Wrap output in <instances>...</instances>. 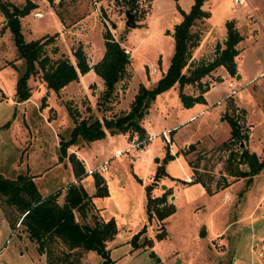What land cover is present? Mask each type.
<instances>
[{"label":"rangeland","instance_id":"obj_1","mask_svg":"<svg viewBox=\"0 0 264 264\" xmlns=\"http://www.w3.org/2000/svg\"><path fill=\"white\" fill-rule=\"evenodd\" d=\"M11 1L21 5L24 0ZM45 1L49 8L37 4L39 10L34 11V6L28 15L20 18L26 40L52 35L51 41L44 45L45 52L52 57L66 53L72 60L71 49L79 43L87 50V59L92 60L103 50L102 33L108 30L114 38H122L124 48L130 51L128 74L120 81L122 87L111 100L113 104L96 103L103 88L96 80L86 83L79 79L57 93L48 91V96L43 95L48 89L44 86L40 92L36 88L43 83L39 73L27 78V84L32 87L29 96L15 101L14 83L24 70V62L17 55L0 12V173L8 178L17 173L33 174L40 194L56 189L61 194L75 177L67 157L74 152L84 163L80 183L91 193L93 174L85 170L97 167L107 158L106 172H97L106 180L107 193L94 195L92 199L103 219L112 217L117 228L113 238L105 242L108 264H264V168L248 183L245 177L233 179L226 174L225 156L239 146L221 141L229 134L228 111L220 113L222 102H215L228 94L238 99L246 110V122L252 131L249 146L260 153L264 138V75L257 73L264 71V0H251L255 12L246 4L247 0L239 5L231 0L203 1L202 7L210 14L193 26L200 35L191 49L192 59L213 56L216 45H222L223 22L232 18L238 31L248 35L241 42L242 57L238 59L242 75L238 78L222 74L216 68L202 79L209 86L213 84L207 101L187 107L180 104L175 85V89L169 87L156 94L146 115L147 131L160 132L162 127L170 126L174 141L172 130L167 133L168 141L161 134L152 139L136 137L132 141H141L140 145L149 139L144 158L135 146L116 157L111 155L114 149L130 144L123 135L105 134L90 141L78 137L66 147V155L61 159L58 140L68 138L73 125L68 108L76 119L109 117L124 111L138 84L152 85L165 70L173 49L169 35L173 13L187 10L192 0H139L134 13L136 27L131 28L123 24L124 10L128 7L121 0H65L60 7L55 4L58 0ZM56 10L61 12L67 27L60 34L57 31L61 20ZM34 12L41 14L36 16ZM87 12L89 15L74 25L76 18ZM252 75L256 78L248 80ZM219 76L221 79L217 80ZM228 81L232 83L230 86ZM183 90L189 94L200 92L196 84L185 85ZM41 96H44L43 104ZM229 106L230 113L240 119L241 110H235L231 102ZM200 109L204 110L197 113ZM183 140L192 145L182 144ZM165 147L174 156L163 162L165 174L156 180L151 192L160 195L167 189L170 194L166 202L171 203L172 211L159 222L146 218L143 187L151 182ZM189 175L192 177L186 179ZM195 176L214 191H207ZM225 178L238 180L223 186ZM111 188L115 189L114 193ZM1 206L0 264H46L45 253L38 251L23 225L18 224L14 230L9 227L5 217L7 206ZM159 229L162 235H156ZM67 260L73 264H102L103 258L93 249L74 248Z\"/></svg>","mask_w":264,"mask_h":264},{"label":"trees","instance_id":"obj_2","mask_svg":"<svg viewBox=\"0 0 264 264\" xmlns=\"http://www.w3.org/2000/svg\"><path fill=\"white\" fill-rule=\"evenodd\" d=\"M64 1L58 0L55 4L60 7ZM138 1L121 0V3L132 8L135 13ZM203 1L192 0L186 11L179 10L180 19L172 26L173 49L165 70L152 85L138 84L127 109L109 117L76 119L68 108L73 125L68 138L58 140L59 159L66 155V147L78 137L90 141L101 138L106 133H127L130 136L135 132L137 138L141 140L144 137V128L140 121L156 94L175 85L181 105L187 107L194 102L203 101L202 92L208 85L202 78L215 68L223 66L230 75L235 74L234 56L237 53L235 45L241 35L232 20L224 22L225 39L222 40L221 46L216 45L212 57L197 61L191 57V49L197 45L200 35L193 26L199 19L208 16V12L202 8ZM34 6L33 0H24L21 5L11 0H0V12L4 17L3 25L9 29L17 55L24 62V70L14 83V100L22 101L29 96L30 86L27 84V78L30 75L39 73L45 88L57 93L68 82L77 80L79 74L92 68L102 79L103 85L96 103L109 104L117 93V85L122 87L120 81L128 74L127 65L130 56L121 43L122 38H114L108 30H104L102 55L91 66L79 43L71 49L73 61L66 53L52 57L44 49V45L51 41L52 35H41L28 40L23 37L20 18ZM55 12L63 23L61 12L59 10ZM188 84H196L200 92L195 95L186 93L183 88ZM43 97L41 96V104ZM226 119L230 126V135L224 141L230 145L235 143L239 145L246 137L245 132L241 130L239 119L233 114H227ZM67 157L75 180L67 183L61 194L56 189L42 196L35 186L32 175L28 173H17L13 178L5 177L0 173L1 207L7 206L5 217L9 227L14 229L18 224L23 225L28 238L36 243L38 251L45 253L46 264H73L71 260H67V256L74 248L93 249L102 256V264H108L105 242L113 238L117 229L116 224L112 217L103 220L91 201L92 196H102L107 193L105 180L98 173L93 172L94 191L88 194L79 181L84 173L81 162L74 153H69ZM171 157L173 155L165 147L162 162L156 166L151 182L143 187L144 209L148 220L155 218L162 222L163 218L172 211L171 203L166 202V197L170 194L167 189L160 195L151 192L156 180L165 174L163 162ZM225 160V172L234 177H245L248 183L252 176L264 167V145L260 157L240 146L236 151L229 150ZM194 179L202 183L207 191H214L199 177L195 176ZM227 184L225 178L223 186ZM162 226L160 223L159 227ZM160 229L156 235L163 234ZM139 232L140 230L135 234Z\"/></svg>","mask_w":264,"mask_h":264},{"label":"crops","instance_id":"obj_3","mask_svg":"<svg viewBox=\"0 0 264 264\" xmlns=\"http://www.w3.org/2000/svg\"><path fill=\"white\" fill-rule=\"evenodd\" d=\"M150 0H148V2H149ZM247 3V5H249V8L251 9V11L252 12H255V10H256V8H255V6H254V3L251 1V0H247L246 1ZM34 3L36 4L35 5V7H34V11L35 10H39V8L37 7L38 5L37 4H40L41 5V7H46V8H49L47 5V2L45 1V0H41L40 1V3H37L36 1H34ZM98 3V2H97ZM192 3V2H191ZM190 3V4H191ZM244 3H245V1H244ZM244 3H242V4H244ZM234 5H239V4H234ZM204 10H206V8H204V7H202ZM248 8V9H249ZM51 9V8H50ZM182 9V8H181ZM182 10H184V9H182ZM208 10V9H207ZM206 10V11H207ZM184 11H186V10H184ZM91 13V12H90ZM209 14H210V12L208 13V16H209ZM247 14H249V12H247ZM26 15H28V13L26 14ZM89 15V13L87 12L86 14H84V15H82V16H80L79 18H76V22L74 23V25L75 24H77V23H79L80 21H83L87 16ZM244 17H245V15H244ZM206 18H208V17H206ZM179 19H180V13H173V22H171V24H170V30H169V35L171 36V32H172V26H173V24L175 23V22H177V21H179ZM226 20H232L233 21V23H234V26L236 27V29H237V26L235 25V21H234V19H232V18H227V19H225L224 20V22L226 21ZM22 21V20H21ZM224 22H223V28L221 29V31H222V34H221V37H222V40L223 39H225V26H224ZM22 23V22H21ZM65 26V24L64 23H62L61 22V28L57 31L59 34L60 33H62L63 32V28H67V27H64ZM211 28H213L212 26H210V29ZM238 30V29H237ZM128 31V30H127ZM239 32V31H238ZM239 34L241 35V38H240V40L236 43V49H237V53L235 54V56H234V61H235V67H236V72H235V74H234V76H238V78H240L241 77V75H242V71H240L239 69H238V59L239 58H241L242 57V55H241V52H242V50H243V46L241 45V42L245 39V38H248V35H246V33L244 34V33H241V32H239ZM39 36V35H38ZM84 37V36H83ZM82 38V37H81ZM171 38H172V36H171ZM84 39V38H83ZM103 40V39H102ZM83 42L85 41V40H82ZM122 43V42H121ZM123 45V44H122ZM83 49H84V52L85 53H87V50L85 49V47L83 46ZM125 50L126 51H128V54H129V56H130V51L129 50H127L126 48H125ZM102 52H103V50L102 51H100V52H98L97 53V55L95 56V58H93L92 60H89V58L87 59V57H86V59H87V62H88V64L91 66L97 59H99V57L102 55ZM88 54H89V52H88ZM69 58L71 59V61H73L72 60V58L69 56ZM217 68H219L221 71H222V74L223 73H228L225 69H224V67L223 66H218ZM216 69V68H215ZM214 69V70H215ZM238 71V72H237ZM163 72V71H162ZM210 73H212V71L210 72ZM161 74V73H160ZM221 74V75H222ZM229 74V73H228ZM262 75H264V71L263 70H260L258 73H257V76H262ZM159 75H157V77H158ZM157 77H156V79H157ZM256 78V76L255 75H252V77H250V78H248V80H254ZM83 80V81H85L86 83H88L89 81H91V80H96L97 82H99V83H102V79L92 70V68H89L86 72H84V73H82V74H79L78 75V79L77 80ZM155 79V80H156ZM203 79V78H202ZM221 79V77L219 76L218 77V79L217 80H220ZM77 80H73V81H70V82H68L67 84H65L64 86H66V85H68V84H70V83H73V82H76ZM229 82V81H228ZM211 84V83H210ZM228 84V83H227ZM30 86V85H29ZM117 87H118V89H117V91H120V89H121V87H119V85H117ZM171 87H173L174 88V85L173 86H171ZM213 87V84H211V86H209L208 85V87L202 92V96H203V100L204 101H207V94H208V92L210 91V89ZM32 88V87H31ZM31 88H30V92H31ZM36 88L38 89V90H40V92H43L44 90V84L43 83H40V85L39 86H36ZM61 88H63V87H61ZM60 88V89H61ZM175 89V88H174ZM14 91V90H13ZM47 91V96L49 95V93L50 92H48V90H46ZM49 91H52V90H49ZM45 93V92H44ZM43 93V95H45ZM190 94H193V95H195V94H197V93H190ZM133 96V95H132ZM177 97H178V95H177ZM132 98V97H131ZM130 98V99H131ZM13 99H14V96H13ZM178 99H179V97H178ZM130 101V100H129ZM180 101V100H179ZM215 102H217L218 104H221V102H222V110H221V112L220 113H222V112H225V110L226 111H228L227 112V114H231L230 112H231V107L229 106V102H231L232 103V107H235L234 109L235 110H237V109H240L241 110V112H242V114H241V118L239 119V123H240V126H241V130H243L244 132H245V134H246V137L242 140V143H243V145L242 146H244L245 148H247L249 151H252V152H254L258 157H260L261 155H262V148H263V145H264V138L262 139V143H261V152L260 153H258L256 150H253V149H251L250 148V146H249V139H250V137H251V133H252V131H251V128H249V123L248 122H246V110H245V108L240 104V102L238 101V99L233 95V94H229L228 96H226V95H224L223 96V98H222V100L221 99H216V101ZM196 102H194L193 104H195ZM110 104H113L112 102H110ZM129 104V103H128ZM180 104H181V102H180ZM46 107H47V105H45ZM44 106V107H45ZM126 109L128 108V106L127 107H125ZM148 109H149V107H148ZM148 109H147V112H148ZM204 109H200L197 113H199V112H202ZM147 112L144 114V116H143V118L141 119V125H142V127L144 128V137L142 138V139H144V138H146V136L148 137V136H151L150 137V139H152V138H154V137H156L157 136V134H161V131L162 130H166V129H169L170 131H168V132H171V127L169 126V127H162L161 129H160V132L159 131H157V132H148L147 131V128H148V123H149V120L146 118V115H147ZM230 130V129H229ZM173 130H172V138H173V141H174V137H173ZM107 135H109V133H106ZM113 134H121V135H123L124 137H126L127 139H128V142H127V144L129 143V142H131L132 140H134L136 137H137V135H135V132H133L130 136L127 134V133H113ZM113 134H110V135H113ZM169 134V133H168ZM167 134V135H168ZM170 135H171V133H170ZM229 135H230V132H229V134L224 138V139H222L221 141H224V140H226L228 137H229ZM161 138L164 140V138L162 137V135H161ZM131 140V141H130ZM149 140V139H148ZM148 140H146V142H145V144H144V150H142V151H140V154H141V158H144V155H145V152L146 151H148V146H147V141ZM173 141H172V143H171V145L173 144ZM165 142V141H164ZM189 143V141H187V140H183L182 141V144H184V143ZM126 146V145H125ZM125 146L123 147V148H125ZM239 147H240V145H238ZM116 149H120V148H116ZM115 150V149H114ZM171 150H173L172 149V146H171ZM70 152V151H69ZM74 153V152H73ZM175 153V152H174ZM75 154V153H74ZM176 154V153H175ZM111 155H113V154H111ZM172 155L174 156V154L172 153ZM76 156V155H75ZM78 159H79V161L81 162V164L83 163L82 162V160H83V158L82 157H80V156H76ZM120 157V156H119ZM83 165H84V163H83ZM82 165V166H83ZM88 168H90V167H88ZM264 168V167H263ZM263 168H261V169H263ZM260 169V170H261ZM87 170V169H86ZM85 170V171H86ZM259 170V171H260ZM258 171V172H259ZM97 173V172H96ZM28 174H30V173H28ZM90 174V173H89ZM227 174V173H226ZM30 175H33V174H30ZM228 176L229 177H233V179L234 178H236V177H234V176H231V175H229L228 174ZM189 177H192V176H187L186 177V179L187 178H189ZM32 179H33V176H32ZM75 180V177L73 178V180L72 181H74ZM105 180V179H104ZM227 181H228V184H230L231 182H233V181H236V180H238V179H236V180H228V179H226ZM80 182L82 183V181H81V179H80ZM105 183H106V180H105ZM227 184V185H228ZM83 185V184H82ZM227 185H225V186H227ZM84 187V186H83ZM86 190V189H85ZM112 193H114L115 192V189H113V188H111V190H110ZM87 192V191H86ZM50 193V192H49ZM88 194H92L93 192H91V193H89V192H87ZM42 195V194H41ZM46 195V194H45ZM43 196V195H42ZM91 201L93 202V204H94V206L96 207V209H97V211H98V213H99V207L95 204V202L93 201V199H92V197H91ZM99 215H100V213H99ZM100 217L103 219V217L100 215ZM106 219H108V218H106ZM106 219H103V220H106ZM14 230V229H13Z\"/></svg>","mask_w":264,"mask_h":264},{"label":"built area","instance_id":"obj_4","mask_svg":"<svg viewBox=\"0 0 264 264\" xmlns=\"http://www.w3.org/2000/svg\"><path fill=\"white\" fill-rule=\"evenodd\" d=\"M231 1L233 4H242V3H244L245 0H231ZM40 14H41L40 12H34V15H36V16H39ZM231 84H232L231 81H229L228 85L230 86ZM228 95H226V96H228ZM168 131H169V129L161 131V135L164 138V140H166V141H168V135H167ZM150 137L151 136H148L147 138H150ZM132 142L133 143L130 142V144L123 149H115L113 156L119 157L124 151L128 150L131 146H133V147L135 146L136 148H138L139 151H142L145 149L144 145H140L141 141H137V142L132 141ZM107 164H108V159L106 158L101 163H99L97 165V167L88 168L86 170V172L87 173H93L94 171L99 172V173L106 172Z\"/></svg>","mask_w":264,"mask_h":264},{"label":"water","instance_id":"obj_5","mask_svg":"<svg viewBox=\"0 0 264 264\" xmlns=\"http://www.w3.org/2000/svg\"><path fill=\"white\" fill-rule=\"evenodd\" d=\"M124 21H123V24L128 27V28H131V27H136V22H135V18H134V12L132 10V8L128 7L124 10ZM172 36V34H171ZM128 53V51H127ZM238 77V76H237ZM192 145V142H189L188 143V147H190ZM240 146L243 145L242 141L240 142L239 144ZM170 197L172 198V195H170Z\"/></svg>","mask_w":264,"mask_h":264}]
</instances>
